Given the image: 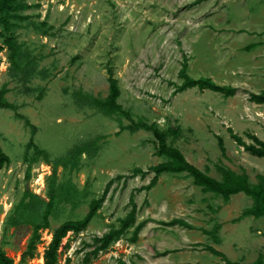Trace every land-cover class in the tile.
Here are the masks:
<instances>
[{
	"label": "rangeland",
	"instance_id": "rangeland-1",
	"mask_svg": "<svg viewBox=\"0 0 264 264\" xmlns=\"http://www.w3.org/2000/svg\"><path fill=\"white\" fill-rule=\"evenodd\" d=\"M194 1L25 0L35 7L22 12L29 19L14 30V35L22 53L18 60L32 62L30 75L23 79L20 72H13L8 52L0 53V87L5 85L9 90L6 100L36 127L33 141L48 153L51 163L74 147L103 139L95 156L86 153L81 157L78 172L58 168V183L71 179L78 188H85L88 196L76 211L61 206L58 220H50L49 229L41 232L34 258L20 262L31 229L11 228L5 221L25 188L45 197L51 166L42 162L33 165L30 180L24 181L22 157L30 129L12 111L0 109V148L10 161L0 170V248L13 264H42L52 231L65 221L82 219L89 201L101 196L111 178H129L135 168L146 170L165 161L154 155L151 133L124 131L115 136L119 126L129 121L118 115L106 117L82 99L107 96V69H111L120 90L117 103L134 122L141 119L162 130L180 127L182 134L175 147L191 165L199 170L208 166L215 177V165L238 174L245 172L253 185L256 175H264V158L244 152L227 132L230 128L246 144L251 143L246 133L264 143V105L248 101L250 93L264 90V0ZM42 22L49 29L37 30ZM249 45L256 46L247 50ZM184 57L190 78L233 87L234 96L224 98L191 88L172 97L174 86L181 84L177 72ZM151 177L136 176L126 179L125 184L115 182L88 228L77 236L68 233L62 240V245L69 241L70 247L61 252L58 264H65L66 258L70 264H118L119 260L149 264L148 259L157 256L152 243L159 251L174 248L190 252L170 253L154 264H222L220 258L197 250L198 245L182 248L189 242L210 246L230 262L250 264L261 257L264 264V219L246 217L231 222L251 206V199L239 193L224 204L220 197L203 194L185 173H164L149 192H136L137 221L179 218L209 231L219 224V244L198 230L166 228L151 222L137 243L138 249L149 243L148 253L132 249L127 242L128 230L105 253L85 263L92 239L117 224L116 219L129 210L130 190L147 185ZM203 199L209 209L202 205ZM178 202L182 203V214ZM217 208L220 212L212 217V210Z\"/></svg>",
	"mask_w": 264,
	"mask_h": 264
},
{
	"label": "trees",
	"instance_id": "trees-1",
	"mask_svg": "<svg viewBox=\"0 0 264 264\" xmlns=\"http://www.w3.org/2000/svg\"><path fill=\"white\" fill-rule=\"evenodd\" d=\"M205 0H195L194 4H199ZM35 7L25 2V0H0V53L6 50L8 52L9 68L13 72H20L21 77L26 79L30 75L29 67L31 61L24 63L18 59L22 55L20 45L16 42L14 30L19 29L21 23L29 19L28 15H23L22 12ZM46 27L45 22H42L36 29ZM49 29V27H46ZM47 35V32H43ZM256 45L247 46V50L254 48ZM25 56L27 54H24ZM187 59L184 57L177 72V77L181 80L179 86H174L171 96L186 91L191 88H197L199 91L209 90L220 94L224 98L232 97L236 93V89L230 86H220L212 82L210 79L200 78L194 80L187 75ZM108 93L104 99L92 98L90 96L84 97V101L98 110L106 117L120 116L129 121L125 126L120 125L118 132L114 135L119 136L122 132L128 131L134 134L140 130L152 134L155 141L154 155L157 157L165 158V161L141 170L135 168L132 170L129 178L145 176L152 174L148 184L135 191H149L152 189L158 180V177L164 173L181 174L185 173L186 177L191 178L192 184L200 188L203 194L211 193L215 197H220L224 203L229 202L230 197L239 193L244 194L251 199L252 204L249 208L242 211L240 217L234 220L239 222L246 217H253L255 219H264V175H256V184H251L245 172L237 174L229 169L215 165V170L220 174L221 179H216L208 175V169L199 170L191 165L185 159L184 155L173 146V143L180 137L181 129L179 126H169L165 130L160 129L155 123H146L138 119L133 121L130 114L124 111L117 103L120 95V90L117 80L113 77L111 69L106 70ZM9 92L5 85L0 87V109L10 110L13 116L22 121L24 126L30 129V138L25 145L22 161L26 166L24 173V181L28 182L31 178L32 166L42 162L45 165L51 166L50 175L47 178L45 198L40 197L25 188L19 201L13 207L12 213L7 217L5 223L12 228H19L21 226H28L31 229L25 251L21 254L20 262L26 259H33L37 245L40 243L41 232L48 230L50 227V220H58L61 214V206H69L71 211H75L80 203L88 196L86 189L79 190L76 185L67 179L64 182L58 183V168L68 173L78 172L81 163V157L89 153L95 156L99 150L98 144L102 141V137L96 138L94 141L86 143L82 146L74 147L67 153L66 156L50 162L47 152L38 148L33 138L36 134V127L33 126L27 118L18 113V107L9 103L5 95ZM43 90L38 98L41 100ZM248 101L255 105H264V90L258 94H249ZM230 138L243 149L244 152L251 156L264 158V143L260 141L255 135L246 133L245 137L251 141L246 144L242 139L234 134L230 128H227ZM218 147L224 155V148L220 140H218ZM9 158L0 148V170L9 164ZM124 176L118 175L110 179L104 186L102 194L99 198H92L88 203V210L84 217L78 221H65L55 228L51 233L49 243L42 254V264H58L61 252L69 249L70 244L67 241L62 245V240L71 233L77 236L85 231L93 218L98 214V210L102 207L106 195L110 191L112 185L120 180L129 179ZM128 212L121 218L116 219V225L108 226V230L99 237H94L88 247L91 248L84 256V262L88 263L90 258H96L99 254L105 253L110 246L114 245L122 239L124 234L130 230L129 243H135L138 239V234L148 220H143L136 223L137 208L133 198V192L129 195ZM161 226L173 227L180 226L185 229L191 230L193 227L179 219H172L168 222H159ZM219 225L215 224L210 231H203L204 234L209 236L215 244H218L217 232ZM203 250L210 254L219 257L223 264H242L237 262H230L219 251L210 246H203ZM0 264H13V260L6 256L3 249L0 248ZM65 264H70V259H65ZM120 264H124L120 262ZM250 264H263L261 257Z\"/></svg>",
	"mask_w": 264,
	"mask_h": 264
},
{
	"label": "crops",
	"instance_id": "crops-1",
	"mask_svg": "<svg viewBox=\"0 0 264 264\" xmlns=\"http://www.w3.org/2000/svg\"><path fill=\"white\" fill-rule=\"evenodd\" d=\"M182 134V133H181ZM181 134H180V137L173 143V146L175 147V144H176V142L181 138ZM205 168H207L208 169V175L210 176V177H212V178H214V179H216L217 181H219L220 179H221V176H220V174L218 173V177H215L214 175H211V170H210V168L207 166V167H203V170L205 169ZM230 170V169H229ZM202 171V170H201ZM231 171H233V170H231ZM233 172H235V171H233ZM236 173V172H235ZM238 174V173H237ZM240 174V173H239ZM248 176V175H247ZM160 177V176H159ZM159 177H158V180H159ZM248 178H249V176H248ZM112 179V178H111ZM133 179V178H132ZM127 180H129V179H127ZM130 180H131V178H130ZM158 180H157V183H158ZM121 182H122V184H125L124 183V180L122 179L121 180ZM157 183H156V185H157ZM155 185V186H156ZM144 186H146V185H144ZM144 186H141V187H144ZM154 186V187H155ZM77 187V186H76ZM141 187H139L138 189H140ZM153 187V188H154ZM188 187L189 186H185L184 187V189H188ZM78 188V187H77ZM152 188V189H153ZM79 190H81L80 188H78ZM151 190V189H150ZM149 190V191H150ZM149 191H146V192H149ZM133 192V198H134V196H135V193L136 192H144V191H135L134 189H132V190H130V194ZM206 195V194H205ZM234 196V195H233ZM232 197V196H231ZM230 197V198H231ZM43 198H45V197H43ZM230 201V200H229ZM134 202H135V200H134ZM224 203V202H223ZM227 203H229V202H227ZM227 203H224V204H227ZM208 203L207 202H205V200L203 199L202 200V205L204 206L205 205V209H209V206H206ZM135 205H136V208H137V212H138V207H137V204L135 203ZM177 207H179V210H180V213L182 214V203H180V202H178L177 203ZM78 209V208H77ZM76 209V210H77ZM75 210V211H76ZM213 211V213H211V215H212V217H214V216H216L219 212H220V209L219 208H217V209H214V210H212ZM137 212H136V223H138V222H141V221H143V220H148V222L144 225V227L140 230V232H139V234H138V239H137V241L135 242V243H129L128 242V240H127V242L129 243V245L132 247V249H136V250H139L140 252L141 251H143L142 253H148V249H149V243H147L148 245L144 248V246H142V247H140L139 249H138V245H137V243L140 241V239H142V231L144 230V228H146V226L148 225V224H150L151 222H154V224L153 225H159V226H161L160 224H159V222H162V221H156V220H154V219H148V218H145V219H142L141 221H137ZM201 213V212H200ZM209 218V222H211V220L213 219V218ZM174 219H177V218H174ZM179 219V218H178ZM179 220H182V219H179ZM235 220V219H234ZM234 220H232L231 222L232 223H234ZM182 221H184V220H182ZM185 222V221H184ZM50 223V222H49ZM185 223H187V222H185ZM236 223V222H235ZM188 224V223H187ZM219 225V224H218ZM190 226H192V225H190ZM220 226V225H219ZM164 227V226H163ZM173 227H179V228H182V229H185V228H183V227H180V226H173ZM173 227H166V228H173ZM193 228L191 229V230H198V231H200L201 233H203V231H209L206 227H203V226H200V227H194V226H192ZM12 228V227H11ZM189 230V229H188ZM219 230H220V227H219ZM218 230V231H219ZM218 233V232H217ZM218 237V236H217ZM218 241H219V237H218ZM220 242V241H219ZM219 242H218V244H219ZM190 244H193V245H195V247H196V245H198L197 247H196V249L197 250H199V251H205V250H203V246L201 245V243H188V244H186L185 246H183L182 248H184V247H186V246H188V245H190ZM151 245H153L154 246V248H155V251H157V256H155V257H150L149 259H148V263L149 264H154L155 263V261L156 260H158V259H160L161 257H166L167 255H169L170 253H178V252H182L183 254H186V255H188L190 252H187V251H184V250H182V251H175V250H173V249H165V250H163V251H159V250H156V247H155V245L152 243ZM91 250V249H90ZM89 250V251H90ZM194 253V252H193ZM85 256V255H84ZM219 258V257H218ZM91 259H93V258H90V260ZM222 261V260H221ZM120 262H122L121 260H119L118 261V264H120ZM123 263V262H122ZM125 264V263H124ZM130 264H137V263H135V262H132V263H130ZM222 264H223V261H222Z\"/></svg>",
	"mask_w": 264,
	"mask_h": 264
}]
</instances>
